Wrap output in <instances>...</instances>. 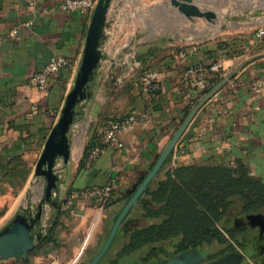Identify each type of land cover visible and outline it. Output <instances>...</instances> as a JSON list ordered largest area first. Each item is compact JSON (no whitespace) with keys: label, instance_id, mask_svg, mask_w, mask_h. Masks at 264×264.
Returning a JSON list of instances; mask_svg holds the SVG:
<instances>
[{"label":"crops","instance_id":"0c3cea01","mask_svg":"<svg viewBox=\"0 0 264 264\" xmlns=\"http://www.w3.org/2000/svg\"><path fill=\"white\" fill-rule=\"evenodd\" d=\"M63 1L0 0V151L5 156L24 153L31 162L35 161L33 167L74 85L91 19L65 11L60 7ZM15 29L18 31L14 32ZM235 34H222L204 45L187 39L162 41L160 50L163 48L164 52L158 50L157 42L144 64L138 57L130 64L106 35L104 61L92 87L89 113L75 125L71 158L64 166L60 194L55 197L57 204L45 210L42 238L35 242L30 264H51L53 259L59 264H91L103 248L126 199L132 197L153 169L198 101L184 79L185 70L195 63L210 69L218 62L229 75L252 60L200 110L159 172V178L178 167L237 168L242 163L249 175L264 180V88L257 93L242 86L260 76L258 66L264 62V38L253 31ZM229 38L235 39L236 48H221L219 44ZM149 49L151 46L146 48ZM186 50H193V54L185 60L174 58L176 53ZM58 57L73 59L75 68L56 73L43 91L31 86L30 78ZM148 68L160 74L162 84L161 93L152 102L146 100L139 84L140 73ZM146 110L155 114L154 120L135 123L122 132L123 149H107L95 162L86 163V152L98 142L106 120ZM35 170L24 189L32 209L37 202L31 198L30 187L40 180ZM32 177L35 181H31ZM104 187L112 188L114 203L110 207H106L110 197L104 200L80 195L86 189ZM73 195L76 198L69 209ZM142 216L138 205L128 222L144 223ZM125 235L118 232L100 264H119L118 254L127 243ZM138 263V259L132 261ZM0 264H25V259L21 255L0 257Z\"/></svg>","mask_w":264,"mask_h":264},{"label":"trees","instance_id":"16d2710c","mask_svg":"<svg viewBox=\"0 0 264 264\" xmlns=\"http://www.w3.org/2000/svg\"><path fill=\"white\" fill-rule=\"evenodd\" d=\"M219 45L232 50L237 42L229 38ZM152 53L153 48L138 58L144 64ZM206 69L210 90L220 79L208 71L209 67ZM34 162L24 153L5 156L0 151V183L10 188L23 187L32 174ZM112 200L113 192L106 207L114 203ZM138 205L146 222L140 224L139 221L127 220L124 224L131 226L119 230L127 237V243L120 251L125 255L144 251V260L155 264L177 254L202 253L200 262L203 263L207 258L206 253L201 252L205 246L229 243V251L215 259L218 260L237 252L235 243L256 264H264L262 252L257 251L251 243V235L230 229L226 224L230 217L264 214V180L249 175L242 163L237 168L187 166L169 169L163 179L159 178V174L155 177L130 214ZM245 262L246 259L243 264Z\"/></svg>","mask_w":264,"mask_h":264},{"label":"water","instance_id":"95a60500","mask_svg":"<svg viewBox=\"0 0 264 264\" xmlns=\"http://www.w3.org/2000/svg\"><path fill=\"white\" fill-rule=\"evenodd\" d=\"M114 2L115 0H99L91 16L74 85L66 97L61 115L52 128L36 165V176L43 177L45 181L44 197L33 209L32 207L24 208L8 226L0 231V257L3 259L21 255L25 259V264H30L31 252L34 249L35 242L37 239L41 240L42 238V220L46 212L45 210L47 206L57 204L54 198L60 194V184L62 181L57 171L58 163L62 161L63 166L69 164L71 158V130L83 118L84 112L81 106H84L86 101L90 100L93 96L92 87L99 68L104 61L103 46L106 39L107 20ZM170 4L190 20L205 18L210 22H214L217 18V14L214 11L204 10L192 0H170ZM260 14L261 11L256 13V15ZM251 61H246L229 74L227 78L220 80L190 109L156 161L153 169L136 188L132 197L123 208L103 248L94 257L91 264H100L111 248L119 230L131 226L124 225V222L129 218L131 209L139 202L146 189L159 174L200 110L218 95L229 81ZM247 220L249 224H253L255 228L260 229L261 236L259 237V241L264 244V215L249 216ZM260 251H264V247ZM246 257L247 254L244 251H237L208 264H243ZM202 258V253L173 255L170 259L162 260L155 264H198Z\"/></svg>","mask_w":264,"mask_h":264},{"label":"rangeland","instance_id":"374dc122","mask_svg":"<svg viewBox=\"0 0 264 264\" xmlns=\"http://www.w3.org/2000/svg\"><path fill=\"white\" fill-rule=\"evenodd\" d=\"M192 1L204 10L214 11L217 14L214 22L205 18L187 19L170 4V0H115L107 20L106 35H109V40L114 43L115 47H119L130 64L139 55L146 54V48L150 46L155 48L157 42L158 50L164 52L165 49L160 50L161 42L170 39H187L190 42L204 45L222 34L232 33L234 35L243 30L257 32L258 37L264 38V36H260L261 33H264V0ZM259 11L261 14L256 15ZM89 101L81 106L84 115L78 123L88 116ZM75 129L74 125L71 130V139L75 136L73 135ZM57 171L60 172L63 180L65 171L62 161L58 163ZM33 177L31 181H35ZM39 179L37 183H31L30 187L31 198L37 203L44 197L45 192L44 178L39 177ZM26 184L20 188H10L0 183V231L24 208L29 207V200L24 193ZM4 219L7 220L1 222ZM251 243L256 245L253 239ZM234 246L237 251H243L238 244L234 243ZM229 249V243L207 245L203 248L206 253L205 257H207L204 260L209 263L211 260L215 261L218 256L223 255ZM120 253L118 254L119 264H132V261L137 259L138 264H151L144 260L146 257L144 251L126 255L125 252H122L121 255ZM245 264L256 263L252 258H248Z\"/></svg>","mask_w":264,"mask_h":264},{"label":"built area","instance_id":"2783aa9c","mask_svg":"<svg viewBox=\"0 0 264 264\" xmlns=\"http://www.w3.org/2000/svg\"><path fill=\"white\" fill-rule=\"evenodd\" d=\"M99 0H64L60 7L65 11L80 13L91 18ZM30 25V24H27ZM15 29L14 32H17ZM260 36H264L261 33ZM193 54V50L180 51L174 55L175 59L185 60ZM76 62L73 59L66 57H58L49 62L42 69L37 71L30 78V85L41 91L45 90L52 77L63 69H73ZM208 71L214 73L220 80L227 78L228 73L220 66L218 62H214ZM259 78L250 84H242L247 86L254 92H261L264 88V62L258 66ZM184 79L188 83L190 91L197 96L198 100L206 93L210 86V80L206 66L202 63H195L188 67L184 73ZM139 84L145 94L148 102H152L162 91L160 74L155 69H145L140 73ZM86 110V108H84ZM155 114L151 110L134 111L119 119H108L103 124V129L97 143L91 145L85 155L86 163L92 164L100 158L107 149L121 150L125 147L124 142L120 138V134L127 131L135 123H145L152 121ZM59 175L61 176L60 172ZM62 178V177H61ZM112 188H91L80 193L81 196H99L107 200L111 196ZM69 202L70 209L74 203L76 195H73ZM74 212V211H73ZM51 264H59L56 259H53Z\"/></svg>","mask_w":264,"mask_h":264},{"label":"flooded vegetation","instance_id":"af4514ba","mask_svg":"<svg viewBox=\"0 0 264 264\" xmlns=\"http://www.w3.org/2000/svg\"><path fill=\"white\" fill-rule=\"evenodd\" d=\"M247 219H248V217H245V216L230 217L229 219H227L226 224H227V226L230 227V229L248 232L249 235H251L253 241L256 242V244L258 245V247L256 248L257 251H260V250H262V247H264V244L259 241V237L261 236L260 229L255 228L253 224H249ZM263 237H264V234H263ZM201 252L204 253V250H202ZM261 252H262L263 258H264V251H261ZM179 255L180 254H177L175 256H179ZM170 258H167L164 260H168ZM208 263L209 262L204 261L203 263L199 262L198 264H208Z\"/></svg>","mask_w":264,"mask_h":264}]
</instances>
